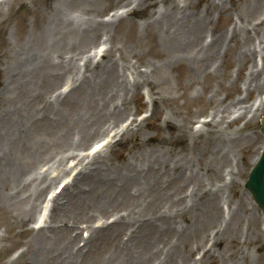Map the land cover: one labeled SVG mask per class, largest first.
<instances>
[{
	"label": "rangeland",
	"instance_id": "rangeland-1",
	"mask_svg": "<svg viewBox=\"0 0 264 264\" xmlns=\"http://www.w3.org/2000/svg\"><path fill=\"white\" fill-rule=\"evenodd\" d=\"M22 1L26 5L24 7L29 10L26 11L20 7ZM54 1L10 0L8 4L0 7V17L3 14L6 16V19L1 22L0 52L3 56L0 61L3 59L2 61L5 63L7 60L10 64L11 60L21 61L25 56L19 55L22 53L19 47H31L28 45V40L35 47L32 55L36 59L38 56L32 66L23 65L27 72L24 74L29 80L33 78L29 74V70L35 69L36 78L40 81V88L29 83L27 91L24 90L26 94L18 91L19 81L9 79V69L4 72L3 66H0V98L2 91L7 87L6 94L8 92L14 93L15 90L18 93L13 99H10L12 106L21 105L19 108L23 109L25 107L23 98L30 101L23 131L30 133L31 140L40 141V156L36 157L29 167H32L36 161L44 156L53 158L57 155L58 146L64 139L68 138L64 144L67 146L72 135L84 133L86 128L83 127L86 122H92V125L97 126L101 119L95 118L93 122L91 116L93 109L103 108L104 113L106 111L111 113L112 86L115 82L109 81L108 78H92L87 80L88 82L84 81L82 85L78 84L74 91H69L66 94L60 92L54 94L61 88L66 79L75 78V75L66 73L59 64H52L53 49L65 48V46L72 47L79 52L78 56H80L85 51V47H89L80 44L83 40L82 32L73 27L71 28L74 31L61 33L57 42H53L54 35H51L46 27L50 26L53 31H57V28L53 29L52 23L50 25L42 24L41 17L43 16V20H45L48 11L42 8ZM86 1L78 0V3L75 4L71 0H66V5L60 10H67L61 13V22L64 28L71 23L68 18L76 19L75 23L82 25L88 20L90 25L92 21L107 25L102 22H107L105 16L110 10L118 9L123 3L128 4L134 0H122L117 6H115L114 0ZM174 1L165 0L158 4L162 8H169L170 10ZM184 2H186L187 9L185 8V12L187 14L180 17V11L176 10L179 15L177 19L181 18L190 27L197 24L198 28L195 33L189 35V41L185 45L167 51V54H173L171 57L175 61L168 69L169 78L163 80L161 75H154V79L158 77L157 81L164 85L159 89L161 95L153 94L159 106L158 112L144 118L140 127L122 136V139L105 152L104 156L105 159L110 160V168L125 170V160L122 158V154L127 155L128 160L132 154L134 158L131 162L135 165L141 162L142 169L148 173L150 169L147 165H158L160 160V157L158 159L153 158L157 156L153 155L156 149V141L155 138L148 139V136L160 137L166 142H171L172 145L166 147L171 149L173 146L175 150L180 152L183 150L187 166L190 167L189 173L195 174V176H191V182L187 181L190 186L185 188L186 191L182 188L174 190L179 193L183 190L184 194L186 193V208L188 206L190 208L176 219L177 222L174 224L176 233L172 230L170 232L162 231L159 223H155L154 227L146 228L142 233L139 231V236L135 232V235H132L128 241L129 246L132 247L127 251L123 250V252L129 253L143 242L147 245V253L141 255L138 264H167L168 259H171L173 264H264V213L243 186L264 145V136L258 128L260 117L264 113V67L262 68L264 27L255 26L258 12L264 11V0L260 5L253 0H207V2L206 0H184ZM95 3L99 5L97 8H95ZM83 5H87V8L80 9L82 8L80 6ZM15 9H19L20 13L23 14L22 20H14L10 17V11ZM85 9H88V14H84ZM173 9L172 7L171 10ZM16 15L13 14L12 17H16ZM150 15L151 13H149ZM233 17L237 22L235 25L232 22ZM170 19L174 18L171 17ZM164 20L158 21V28L162 33L167 36L170 30L172 36L177 35L179 30L177 23L171 25V22H166L167 24H164ZM136 22L140 26H135ZM116 23L114 26L119 29L118 31L114 26L99 27L95 39L102 34L104 37L101 40L104 41L107 50L110 48V54L114 57H118L119 54L122 55L124 61H122L123 63L119 61L120 72L123 73V70L126 72L127 70L124 68H129L130 64L135 65L137 60L142 62L140 64L141 69H145L146 65L150 63H159V55L164 50L161 49L162 42H158L159 37L163 34L159 33L156 27L143 26V20L141 21L135 16L130 17V15L126 21ZM170 25L172 28L167 31V27ZM93 26L97 25L93 24ZM124 26L126 27L122 31ZM17 27H20L21 32L17 33ZM91 28H87L86 32H90ZM231 30L234 31L233 37H231ZM218 33H222L219 53L207 58L205 62L201 61L199 57H196L198 48L201 46L200 40H203V36L207 35L205 43H208L211 36L218 38ZM30 34L32 38L28 37ZM49 38L52 39V42L49 41ZM106 38H108V42L105 40ZM177 40L180 42L179 38ZM241 40L246 44L244 48H249L256 57L255 60H247L239 69V64L234 65V63L240 62V59L233 61L234 56L231 51L236 52L233 48H238ZM85 41L92 45L89 38H86ZM220 43H214L212 50H219ZM227 43L230 44L231 50H225ZM261 57H263L262 60H260ZM43 58H47L48 62L45 63ZM179 59L180 62H178ZM259 62L261 64H258ZM115 70L117 69L115 68ZM179 81L183 83L182 89L179 87ZM50 82H54V85L49 86ZM92 82H94L91 85L95 94L91 100L88 97V92L91 91L89 84ZM248 83L250 92L245 95L244 90H246ZM172 90H177L179 93L175 98L167 100L165 97ZM49 91L52 102L43 103V100L48 99L49 94L47 92ZM146 93L152 98L149 91ZM239 94L247 98L243 105L248 107V110L244 117L233 120L238 113H234L235 108L232 100ZM5 98L7 99V96ZM255 103L257 105L253 106ZM9 105L3 101L4 107L9 108ZM215 105L226 109L227 121L219 122L216 118L213 128L202 127L203 130L206 129V137H199L195 143H190L186 132L183 136V130L196 131L202 121L209 119L211 109ZM125 106L129 114L120 118V115L114 114L119 118L118 124L120 125L134 116L136 121H140L137 117L140 112L148 109V98L142 99L137 94L133 101L126 102ZM33 107L37 110V119H35L34 113L30 116ZM250 107L252 108L251 111L249 110ZM176 111L181 113L183 119H179ZM20 114L24 115V112L21 110ZM9 116L10 114H8ZM165 120H168L167 123ZM30 122L33 126L39 125L40 129L32 132ZM4 124L2 125L4 126ZM120 125L115 128L116 131L120 130ZM103 136L99 135L93 143L100 138L107 137ZM211 136L212 139H208ZM81 141H84L83 137H81ZM132 144L138 148L132 150ZM16 156L20 158V155L16 154ZM145 159L147 162L142 163ZM153 171L158 175L161 174L156 169ZM141 181L140 184L145 182L144 179ZM169 182L172 183L173 180L171 179ZM78 184L74 193L79 188L86 186L81 181ZM176 186L177 183H174L173 187ZM215 189L220 190V192L217 200H212L209 195ZM112 204L113 202L110 205ZM115 204L113 207H108L107 213L104 214L119 212L124 217L121 222L132 226V229L136 228V224H140V218L136 219L128 215L129 211H125L126 208H123L126 207L124 203ZM169 206L170 204H167L166 209ZM170 208L173 211L176 209ZM222 210L228 211L225 218L222 216ZM65 213L62 215L63 217L69 215ZM143 225L144 221H142ZM121 226L122 223H117L114 226L106 227L100 231V238L96 237L86 242L85 246L89 247L90 253L83 264H100V262L105 264V262L112 260L115 252L113 244L107 245L102 239L108 235L115 242V246L117 243L120 244L123 232ZM212 229H218V232L220 230L221 232L216 235L215 242L211 241L206 244V237L212 232ZM161 231L164 233L159 235ZM177 232L180 233L179 241L175 238ZM115 234H117V239H114ZM13 238L16 239V237ZM127 238L128 235L124 236L123 240L125 241ZM4 242L6 246H10L12 243V241ZM40 245L42 250H40L39 264H73V262L66 263L69 255L65 252V244L61 240L42 241L40 239ZM15 247L17 246L13 244L10 249H7L8 252ZM116 248L121 250L117 246ZM170 248L174 250L169 251L167 258L157 259L156 250ZM195 248H200L196 252H203L198 260L194 259L196 252L195 254L192 252V249L195 250ZM208 248L210 253L204 255ZM2 255L0 250V259L4 258ZM32 258L33 254L30 252L23 256L17 264H25V262L34 264L31 262ZM0 264L3 262L1 261ZM125 264H135L132 254L129 255Z\"/></svg>",
	"mask_w": 264,
	"mask_h": 264
},
{
	"label": "bare ground",
	"instance_id": "bare-ground-1",
	"mask_svg": "<svg viewBox=\"0 0 264 264\" xmlns=\"http://www.w3.org/2000/svg\"><path fill=\"white\" fill-rule=\"evenodd\" d=\"M41 1V0H40ZM61 0H57L56 4L53 6L47 5L45 8L46 11H49L47 13V16H45V20L42 18V24H48L51 25L53 29L57 28V31H53L50 26H47L46 28L50 32L51 35H54L53 42H57L59 39V35L61 33H68L74 31L71 27L72 24L69 23L66 28L63 27L62 24V12L60 11L63 9V6L66 5V0H63L61 3H59ZM88 1V0H87ZM86 1V2H87ZM150 1V2H149ZM138 0L136 4V11L142 10L143 12L150 9L152 21L147 22L146 26L149 27H156L159 33H162V31L158 28V23L156 17L164 18L165 23L171 22V25L174 23H177V27H179L178 34L172 36V33L170 32L169 28L171 29V25L167 27L168 34L167 36L163 34V36L159 37V42H162L161 49L164 50V52L160 53L158 62L159 63H150L146 65L145 69L142 70L140 68L141 61L137 60V65H131L130 64V75H132L131 78L132 81L127 78L126 73L124 75L118 71L120 63H113V59L110 56V53L105 56V59H102V55L100 56V60L96 62L95 64L92 63L91 59H87L84 61L83 65L79 64V56L76 53L75 49L72 47H65V48H56L55 50V59L57 63L66 71H75L80 72L81 70L84 71L85 74L82 75L80 79H78V84L82 85L84 81H89V79L92 78H108L109 81H114L112 89H113V96L115 94V91L117 93L123 92V95H119L118 99L120 103H113V110L114 112H117V115H122V113L126 110V102L133 100V96L139 94V87L146 85L149 87L150 91L153 94L161 95L160 92L161 86H164L162 83H159L157 81V78L154 79V75H161L163 80H167L169 78L168 69L169 67L175 62L171 56L173 54H167V51H171L172 49H178L180 45H185L189 41V35H192L196 32V29L198 28V25H192L193 27H190L189 24H185L183 20L177 19H170L173 13L176 12V10L180 9V7L176 4L173 6V10L171 7L170 14L167 13L166 10H153L157 7L159 2H163L165 0ZM256 2V4L260 5L263 3V0H253ZM8 2V1H7ZM6 2V4H7ZM72 3L77 4L75 0H71ZM87 5H83L80 7H86ZM99 5L95 3V8H97ZM44 9V8H42ZM41 9V10H42ZM79 9V8H78ZM135 11V12H136ZM93 13V11H91ZM88 14V13H87ZM180 15H186L185 13L181 12ZM262 15V11L258 12V16ZM181 17V16H180ZM150 20V19H149ZM154 21V22H153ZM264 19L260 21L262 23ZM60 22V23H59ZM93 24H96L97 26H93ZM88 25L89 28H91L89 24V20L84 24ZM92 28L89 30L90 32H82L81 36L83 37V40L81 41V45H85L86 38H89V40L94 39L96 36V32L98 31L99 27L103 26H114V24L111 25H102L98 24L96 22L92 21ZM116 28V31L119 29ZM126 26L123 27V30ZM60 28V29H59ZM177 29V28H176ZM121 31V30H120ZM176 31V30H175ZM54 32V33H53ZM172 36V37H171ZM28 37L32 38V35H28ZM222 33H218L217 36L213 37L209 44L203 45L202 40H200L201 46L198 48V53L196 57H199L201 61L205 62L207 58L211 56L217 55L219 53V50L215 51L212 50V47L214 46V43L219 44L221 42ZM233 37V33L232 36ZM179 38V41L177 40ZM177 40V41H176ZM49 41L52 42V39L49 38ZM157 43V44H158ZM189 44V43H188ZM187 44V45H188ZM28 45L31 47H19L22 51L20 54L21 56H25L21 59V61L18 60H11V64L9 66L8 70V76L11 81L16 80L19 81L20 84L18 86V91L24 92L27 91V87L30 84H33L40 88V81L36 78V70L30 69L29 74L33 76L31 80L27 78V75L24 74L25 69L23 65L32 66L33 63L37 59L32 55L34 53L35 47L31 45L30 41L28 40ZM150 45V44H149ZM246 46V44L241 41V45L238 46V48H233L235 51H231V54L234 56L233 61H238L240 59V62L238 63L240 66L244 65L250 57V52L248 50H245L242 52V49ZM221 47V43L219 46V49ZM232 48L230 46H226L225 50H231ZM54 50V49H53ZM201 54V55H200ZM3 55L0 52V59ZM93 56V55H92ZM181 59V58H180ZM180 59L178 62H180ZM45 63L48 62L47 58L42 59ZM120 60L121 63L124 61V58L120 54ZM234 63V64H235ZM115 68L117 70H115ZM240 69V68H239ZM88 74V75H87ZM168 74V75H167ZM240 74V71H239ZM123 75V76H121ZM125 76V77H124ZM131 83H129V81ZM154 79V80H153ZM87 81V82H88ZM95 82V81H94ZM89 84V88L91 91L88 92V97L92 100L94 93V90L92 88L93 83ZM164 82V81H161ZM92 84V85H91ZM48 85V84H47ZM46 85V86H47ZM54 82H50L49 86H53ZM115 86L116 89H115ZM179 87H183L182 81H179ZM3 91L2 96H5V91ZM245 91V95L249 94L250 88L249 83L247 84V88ZM177 90L169 91L166 95V99L170 100L175 98L178 95ZM11 94V93H9ZM247 98L244 96L242 97L240 94L232 100L233 106H234V113H238L236 118L233 120H236L240 117H244L247 113L248 107H246L244 104L245 100ZM5 102L10 103L8 100ZM23 101L25 102V109L23 110L24 115L20 114V111H18L16 114L13 115V117H8V114L13 113L14 111L10 108L5 107L4 109H1V103L2 99L0 98V123L3 122L4 126L2 128L3 134L0 135V184L2 185V191L0 193V202L3 200L4 196V189L6 187L7 182H13L15 181L18 186H20L25 179L30 175L25 174V170L30 169V165L32 164L33 160L36 157L40 156V141L31 140L30 139V133H25L23 131V125L26 122L27 119V111L30 107V101L28 99L23 98ZM151 102H153V106L155 107V113L158 112V105L156 103V98L151 99ZM246 104V103H245ZM122 106V108H120ZM251 107L249 110L251 111ZM100 110V111H99ZM99 110L93 109L91 111V116L93 118H99L101 119V122L97 123L98 129L101 130V132L109 130V127L111 124L109 123V120L113 117L112 123L116 124L117 122V115H114L113 113H110L106 111L104 113L103 108H99ZM102 111V112H101ZM161 111V110H160ZM226 109L225 108H219L215 105L211 109L210 112V118L208 120H205L202 124V126L208 125L209 127H214V121L217 118L220 121H227L226 118ZM176 114L179 116V119H183L180 112L176 111ZM168 120H165V123H167ZM103 124L106 125L105 129L103 130ZM201 126V127H202ZM86 128V132L89 134V126L85 123L84 127ZM39 125H32L31 130L34 132L36 130H39ZM186 132V136H188L190 143H195L199 137H206V131H204L202 128L201 130H197L194 132H189L188 130H183V136ZM97 131H93L89 134V136L93 137L96 135ZM155 138L156 141V149L153 152V155H157L153 158L158 159L160 157L158 165L152 164L147 165V167L150 169L148 173L144 172V170L141 167V162L138 164H133L131 160L134 158V156L131 154L130 159L128 160L127 155L122 154V158L125 160V170H118L114 168H110V160L105 159V156H100V153L103 150L108 149L110 144L108 143V140L105 141L103 139L101 142L99 141L95 146L96 148L92 151L90 150L89 154H83V153H71V156L75 158H81L78 160L79 163H77V160L75 163H72L71 166H68L67 169H61V164L59 165V173L66 174L67 171L73 166V165H79L80 169H82L81 173H77V176L79 177V180L81 182L85 183V187L87 189L85 190V187L79 188L77 191V198L72 197L71 198V205L76 206L78 212L72 221L73 227H78L79 225H82L84 223L86 225V228H92L91 227V221L93 222L95 216H104V213H107L108 207H113L116 205L115 203L119 204H125L127 208V211H129L128 215L131 217L140 218L141 221L139 222L138 230L141 231V233L149 227H154L155 223H159L160 230L170 232L171 230L176 233V227L175 223L177 222L176 219L184 212L189 210V206L186 208V199L187 195L184 194V191L182 190L180 193L178 191H174L178 188H182L185 190L186 187L190 186L191 182V176H195V174L189 173L190 167L187 166L186 158L184 155V151L181 150H175L172 146L171 149H168L167 145H172L171 142H166L160 137L156 136H148V139ZM208 139H212V136ZM66 139H64L65 141ZM63 141V142H64ZM102 143V144H100ZM81 146H75V150ZM85 148V145L82 146ZM138 148L135 144H132L131 149L134 150ZM81 148H79L80 150ZM16 154L20 155V158L16 156ZM223 155V154H222ZM27 156V157H26ZM91 157V158H90ZM44 158V157H42ZM41 158V159H42ZM83 158H90L91 160H87V163L82 164L81 161ZM127 158V159H126ZM40 159V160H41ZM49 158L48 160H50ZM39 161V160H38ZM147 162L145 159L142 163ZM36 166V164L34 165ZM38 166V165H37ZM146 170V168H144ZM157 170L161 172V174H156L153 170ZM50 170L47 171V173ZM24 172V173H23ZM45 177V176H44ZM70 177V176H69ZM82 177V178H81ZM142 179L145 180L143 184ZM173 180V182H169L170 180ZM66 180V179H65ZM63 180V181H65ZM188 181V182H187ZM174 183H177L176 187H173ZM231 184V183H230ZM79 185V184H76ZM48 187V183L45 179H42L39 184L37 185L35 189V198L34 201L31 203L30 206H26L23 211L28 214L29 217L35 215V213L38 210L39 204H41L42 200V194L44 193L45 189ZM187 190V189H186ZM185 190V191H186ZM174 191L172 193H168ZM220 190L215 189L211 192L209 195L210 199L217 200V196L219 195ZM18 194L20 191L17 192ZM86 197H84V196ZM186 198V199H185ZM78 199V200H77ZM39 202V204H37ZM113 202L112 205H110ZM14 203L16 205H20L21 201L14 200ZM170 204V206L166 209V205ZM124 206V205H123ZM24 207V206H23ZM48 207V203L44 202L43 210L40 213L41 217H44L45 211ZM170 207L176 208L175 211L171 210ZM216 207V206H215ZM4 206L0 204V210L3 209ZM84 210H87L86 213L83 212ZM65 211V209H63ZM67 211H70V208L67 209ZM217 212V208H216ZM183 213V214H184ZM182 214V215H183ZM218 214V212H217ZM142 221H144V225L142 226ZM116 225V221L113 222V226ZM123 231L129 230V226L123 222L122 226ZM137 230V228H136ZM31 230L26 227H22L20 229V233L27 234ZM60 231L63 233V235L66 237L67 243H68V250H73L74 246L76 244L75 237L72 239L70 235L68 234V229L60 228ZM139 231L136 232L139 236ZM160 232L161 233L164 232ZM183 231V230H181ZM131 232V231H130ZM27 237V235H26ZM100 238V237H99ZM176 240L179 241L180 233L177 232V236H175ZM117 239V234H115V238ZM102 241L110 245V243L113 244L114 248V257L109 262H105V264H125L127 261V258L130 254L134 256L135 264H138V260L140 259L141 255L147 253V245L143 242L140 243V245L136 246L133 251H130L129 253H124V251L129 250V246L127 243L123 242V245L120 243H117L116 246L120 248L121 250H117L115 246V242L111 240V238L107 235L104 236ZM30 242V243H29ZM117 242V241H116ZM17 243V242H16ZM28 246L31 248V252L35 251L34 256V264L40 263V250H42V246L36 248V246L39 244V241L37 239L29 238V241H27ZM174 250L171 249H164V250H156L155 256L157 259H160L163 257L164 259L168 257L169 251ZM90 253V250H88L85 254L87 256ZM76 255H83L82 250H77ZM165 255V257H164ZM72 262V259L71 261ZM100 264H104L103 262H100ZM167 264H173L171 259L167 260Z\"/></svg>",
	"mask_w": 264,
	"mask_h": 264
},
{
	"label": "water",
	"instance_id": "water-1",
	"mask_svg": "<svg viewBox=\"0 0 264 264\" xmlns=\"http://www.w3.org/2000/svg\"><path fill=\"white\" fill-rule=\"evenodd\" d=\"M260 130L264 134V116L261 119ZM245 188L249 190L258 206L264 209V149L249 174Z\"/></svg>",
	"mask_w": 264,
	"mask_h": 264
}]
</instances>
